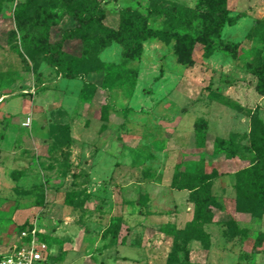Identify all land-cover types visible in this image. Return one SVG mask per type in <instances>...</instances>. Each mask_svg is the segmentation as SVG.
<instances>
[{
  "label": "rangeland",
  "instance_id": "rangeland-1",
  "mask_svg": "<svg viewBox=\"0 0 264 264\" xmlns=\"http://www.w3.org/2000/svg\"><path fill=\"white\" fill-rule=\"evenodd\" d=\"M67 1L91 2L0 0V255L45 243L54 264H264V195L238 198L215 176L196 235L191 191L172 186L203 163L197 117L239 148L204 168L261 162L250 134L264 125V0H239L246 16L222 28V38L250 39L246 61L171 29L177 7L199 0H105L112 17L68 47L74 79L45 61L41 13ZM105 64L131 68L134 85L111 86Z\"/></svg>",
  "mask_w": 264,
  "mask_h": 264
},
{
  "label": "trees",
  "instance_id": "trees-1",
  "mask_svg": "<svg viewBox=\"0 0 264 264\" xmlns=\"http://www.w3.org/2000/svg\"><path fill=\"white\" fill-rule=\"evenodd\" d=\"M104 1L91 0L88 6L81 4L72 6L67 1L58 7L43 9L41 16L49 39L45 61L58 74L70 79L77 78L75 63L66 56L68 47L78 35L80 38L92 24L112 17L103 7ZM238 4L239 0H199L195 9L176 6L177 13L172 16L174 21L171 29H176L180 35L186 34L194 39H202L206 43V49L223 53L237 61L249 60L253 50L249 38L241 42L222 38V28L226 23L235 24L238 19L246 16V12H238ZM57 13H59L58 18H56ZM65 15L68 20L62 22ZM175 20L183 22L175 24ZM102 74L111 86L126 84L132 87L135 83V72L131 68L105 64L99 70V77ZM97 91L95 89V98ZM84 105L91 106V103L84 102ZM193 126L196 153L201 156L202 164L206 163L207 158L220 153L227 160L237 156L239 148L234 144L233 139H224L212 134L205 118L197 117ZM250 139L261 162L224 173L217 172L214 167L204 168L202 164L185 166L176 172L172 186L191 191L190 197L194 202L195 212L193 219L186 226L193 228L196 235L203 232V224L209 217L206 202L211 196V180L215 176L225 175L237 192L238 198L253 196L256 193H259L257 195L261 197L264 195V125L261 121L254 122ZM46 142L52 144L48 134ZM241 191L245 193L243 197L238 194ZM261 245L255 249L256 252L263 250L264 240Z\"/></svg>",
  "mask_w": 264,
  "mask_h": 264
},
{
  "label": "built area",
  "instance_id": "built-area-1",
  "mask_svg": "<svg viewBox=\"0 0 264 264\" xmlns=\"http://www.w3.org/2000/svg\"><path fill=\"white\" fill-rule=\"evenodd\" d=\"M52 257L45 243H32L24 248L14 247L0 255V264H54Z\"/></svg>",
  "mask_w": 264,
  "mask_h": 264
}]
</instances>
